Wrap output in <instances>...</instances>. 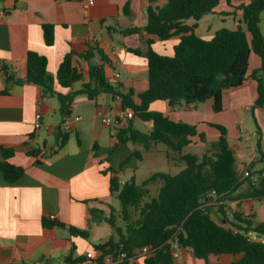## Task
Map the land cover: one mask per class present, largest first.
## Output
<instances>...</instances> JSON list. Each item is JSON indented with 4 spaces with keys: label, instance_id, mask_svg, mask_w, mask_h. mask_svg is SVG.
<instances>
[{
    "label": "crops",
    "instance_id": "0c3cea01",
    "mask_svg": "<svg viewBox=\"0 0 264 264\" xmlns=\"http://www.w3.org/2000/svg\"><path fill=\"white\" fill-rule=\"evenodd\" d=\"M165 3L166 0H158L153 5ZM149 5V0H0V161L24 169L23 176L15 183L8 182L0 171V264H42L43 261L66 264L68 257L79 259V264H107L104 253L95 246L118 241L106 218L111 207L120 209V205L113 202L117 196L110 192L109 175L103 173L109 166L104 162L108 155L112 154L111 166L118 170L134 150L142 153L141 160L132 157L119 172L121 183L128 182L121 175L126 170H133L130 180L134 178L141 184L156 172L168 173L158 168L160 165L176 166L179 172L184 168L183 164L168 159V149L162 144H151L149 150L132 143L118 144L116 131L129 120L119 126H108L101 116L116 117L124 112L117 97L102 94L91 100L80 95L74 99L71 113L62 115L56 96H44L33 83L18 82L26 78L28 51L45 56L47 70L52 75L56 74L64 56L74 51V65L83 74L84 82L88 81L91 66L103 65L108 81L114 86L121 85L124 90H133V99L139 103L138 95L149 87L145 56L148 40L153 41L155 51L171 56L180 39L176 36L162 41L145 31L122 32L143 28ZM233 5L239 3L233 2ZM230 17L234 23L232 28L227 27ZM241 18L240 11L222 2L213 13L199 20L195 31L209 40L221 28L235 29ZM186 23L192 25L195 21L189 19ZM43 24L55 26L52 46L44 41ZM262 34L264 36V32ZM131 50H140L142 54ZM88 51L92 53L90 59L86 57ZM100 51L109 62L102 60ZM261 69L260 57L252 52L246 81L224 91L223 110L219 113L213 111L212 99L190 105L171 106L167 101L150 105V110L161 112L173 121L197 127L198 135L191 139L185 153L203 156L209 149L206 150L207 146L219 137L214 125L227 129L230 147L237 157L236 169L246 179L233 196L257 184L261 180L258 171L264 169L257 152L258 141L264 152V108H254L259 82L253 76ZM259 73L264 77V69ZM81 84L75 83L73 89H79ZM55 90L64 91L57 83ZM251 111L256 126L252 132L255 146L251 143L253 138L247 141L242 130L243 127L252 129L246 117ZM38 113L42 115V127L36 130L34 123ZM76 117L81 119L76 120ZM134 119L137 129L152 130V123L136 124ZM66 123L71 127L69 140L57 150V133L65 129ZM3 149L10 151L7 158ZM138 162L149 169L145 178L138 177ZM245 172L250 175L245 177ZM153 186L159 188L152 185L151 190ZM157 194L158 189L152 197ZM258 203L264 205V198L225 199L222 209L214 199L207 204L213 206L215 220L231 226L235 212L260 223ZM51 216L54 219L51 220ZM44 219L49 226L43 224ZM69 227L88 231L89 237L74 236ZM173 251L177 254L174 264H232L240 258L233 254H211L204 260L197 258L191 248L178 243L173 244ZM88 252H93L94 258L88 259ZM140 264L147 263L142 259Z\"/></svg>",
    "mask_w": 264,
    "mask_h": 264
},
{
    "label": "trees",
    "instance_id": "16d2710c",
    "mask_svg": "<svg viewBox=\"0 0 264 264\" xmlns=\"http://www.w3.org/2000/svg\"><path fill=\"white\" fill-rule=\"evenodd\" d=\"M158 0H149L147 23L143 28L122 31L135 34L145 31L167 41L179 36V43L171 56L163 55L152 47L148 40L145 53L148 62V89L138 95L139 103L133 99L134 91L124 90L121 85H112L105 74L103 65L90 67L88 81L74 65V51L68 52L55 75L47 70V58L33 51L27 52V70L24 80L19 83L37 85L44 96H56L62 115L71 113L72 103L77 96L86 95L96 100L102 94L121 98L122 109L131 108L135 117L143 122L152 123V130L143 132L134 127L132 119L116 131L118 144L132 143L143 150H149L151 144H162L168 149L167 157L172 162H179L184 168L176 175L156 172L141 184L132 178L121 183V172L132 157L142 159V153L134 150L126 158L120 169L111 166L110 153L104 162L109 166L103 171L110 178V192L120 201L119 210L111 207L108 224L118 236V241H108L95 246L104 254L115 252L121 245L133 255L144 246L155 249L152 257L145 259L147 264H174L173 244L191 248L197 258L207 260L208 256L220 254L240 255L232 264H264V243L248 237V233L264 235V223H254L250 217L240 212L233 213L231 226L223 225L214 219L212 205L215 200L222 209L225 199L252 197L264 198V169L258 171L261 180L250 185L248 191L238 193L246 179L236 169L237 157L228 141V131L224 126L214 125L219 131L216 142L201 157L185 153L198 135L197 127L184 122L173 121L161 112L150 110L155 101H167L171 106L178 104H197L212 99L213 111L223 110V94L226 89L243 85L247 79L250 56L257 54L262 61V69L253 73L259 82V96L254 108H264V85L260 75L264 69V36L260 29L264 0H166L163 6H154ZM222 2L242 13V18L235 29L221 28L207 40L196 33L198 22L211 14ZM233 2H238L234 6ZM235 15L237 13H234ZM194 24L188 25L187 20ZM44 41L52 46L55 41V26L43 24ZM142 54L140 50H131ZM102 60L109 62L100 51ZM91 51L86 54L91 58ZM82 82L79 89H73L75 83ZM55 83L64 91H56ZM202 137V135H199ZM58 149L69 140V130L60 129L57 133ZM79 143V140H78ZM54 151L52 154L57 152ZM260 161L264 163V152L260 141L257 142ZM4 158L10 151L3 149ZM0 171L6 180L15 183L24 174L22 167L7 161H0ZM159 185L158 194L151 195L150 186ZM49 226L47 220H43ZM74 236L88 238L89 233L75 227H69ZM66 264L79 263V259L68 257ZM42 264H53L43 261Z\"/></svg>",
    "mask_w": 264,
    "mask_h": 264
},
{
    "label": "built area",
    "instance_id": "2783aa9c",
    "mask_svg": "<svg viewBox=\"0 0 264 264\" xmlns=\"http://www.w3.org/2000/svg\"><path fill=\"white\" fill-rule=\"evenodd\" d=\"M92 3V1H90ZM2 13L1 15H3ZM238 24V23H237ZM117 99L121 101V98L117 96ZM102 116V122L108 126H119L123 121L130 120L135 118L134 111L131 108H127L124 110V112L116 117H111L107 115H101ZM42 115L38 113L35 117V123L34 127L36 130L40 129L42 127L41 123ZM81 119V117H76V120ZM70 124H65V129L70 130ZM252 136L246 137V140H251ZM250 175L249 172H245V177H248ZM50 219H54L53 216L50 217ZM248 237L251 238L254 241L264 243V235L250 232L248 233ZM155 249L151 246H144L135 251L133 255H129V253L124 249V246L121 245L119 249H117L113 253L104 254V261L107 264H140V261L142 259L150 258L154 255ZM173 256H177V254L173 251ZM87 258L92 259L94 258L93 252L87 253ZM79 264V263H76Z\"/></svg>",
    "mask_w": 264,
    "mask_h": 264
},
{
    "label": "rangeland",
    "instance_id": "374dc122",
    "mask_svg": "<svg viewBox=\"0 0 264 264\" xmlns=\"http://www.w3.org/2000/svg\"><path fill=\"white\" fill-rule=\"evenodd\" d=\"M234 26V23H233V19L230 17L229 19H227V27L229 28H232ZM260 29L262 32H264V11L262 12L261 14V22H260ZM111 103V100L109 101ZM246 117L249 121V124L251 125L252 129L250 128H242V130L244 131V136L245 137H249L250 135L252 136V141L251 143L253 144V146L256 145V140L255 138L253 137V129H256V126H255V122H254V118H253V112H247L246 113ZM134 119V118H133ZM134 122L137 124L141 123V120L139 118H136L134 119ZM57 139V138H56ZM210 149L211 148V145H208L206 150L207 149ZM201 154V152H200ZM134 159V158H133ZM140 162H138L139 164ZM177 164V162H175ZM174 164V163H173ZM133 166V164L131 165ZM138 168H140V170L138 171V177L140 178H145L147 175H146V172L149 171V169L146 170L145 168V165L144 164H139ZM158 168H161L163 169L165 172H168V174H171V175H176L179 173L178 171V168L176 166H171V165H167V164H164V165H160ZM133 174V170H126L125 173H121L122 175V178L123 180H128L130 181V176ZM139 182H141V179H139ZM157 187V188H156ZM157 189H158V186H153L152 187V190H151V195H156L157 193ZM113 202L116 204V206H119L121 207V204H120V201L114 197V200ZM257 211H258V217H257V220L260 222V223H264V205L261 206L260 203L257 204Z\"/></svg>",
    "mask_w": 264,
    "mask_h": 264
},
{
    "label": "water",
    "instance_id": "95a60500",
    "mask_svg": "<svg viewBox=\"0 0 264 264\" xmlns=\"http://www.w3.org/2000/svg\"><path fill=\"white\" fill-rule=\"evenodd\" d=\"M263 79H264V77H263Z\"/></svg>",
    "mask_w": 264,
    "mask_h": 264
}]
</instances>
